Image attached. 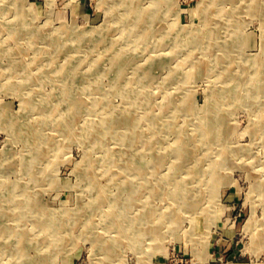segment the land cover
<instances>
[{
  "label": "rangeland",
  "instance_id": "374dc122",
  "mask_svg": "<svg viewBox=\"0 0 264 264\" xmlns=\"http://www.w3.org/2000/svg\"><path fill=\"white\" fill-rule=\"evenodd\" d=\"M103 1L22 0L23 6H27L31 8V10L27 11L28 23L30 22L29 27H27L28 29L23 28L21 23L18 25L16 23L14 25L16 27L20 25V28L18 29L20 37L19 39H16L19 45L13 37H9V29L13 25L9 23V20L11 23L16 21L15 12L13 10H11V12L10 10H5L3 14H0V27L2 28H0V50L5 49L6 51L5 53H0V112H3L7 116L5 117L6 119L0 117V197L5 192V185H2L1 182L5 183L4 181H13L14 179V181L17 180L20 181V183L28 184L29 181L32 182L34 180L37 172H31L25 168L24 157L34 154V152H38V149L43 150L45 158L43 156L41 162L37 164L36 169L41 171L45 170L43 171L44 175H42L45 176L43 178L44 182L42 181L43 183L36 185L37 187L33 191V194L35 195L36 202L39 204L41 210L44 211L45 214H49L50 212L53 213V215H55V220L63 224H60L61 232H57L56 234L53 233V235L50 236L54 241L60 240L59 245L56 244L57 246L53 248L45 245L41 247L42 252L41 250L36 251L35 249H32L29 252L28 257L22 258L21 260L15 259L16 262L13 264H264V61H261L264 60V15H251L250 11H247L246 8L242 10L240 9V13L237 16L239 20L234 18L229 21V19H226L225 17L222 20L224 21L222 24H215L216 22H214L212 24V39H204L203 32L205 31L202 29L203 25L198 23L201 21L200 11H196V8L200 2H207L208 0H163V2L161 0V11H169L167 12L166 17L169 19L171 18L173 24L179 22L172 29L173 32H177V26L192 25L190 28L194 29L193 32L197 33V36H203H201V45L196 46L197 50H194L196 48L182 43L180 44L169 41L165 42L164 45L162 44V47L158 46L159 49L153 44H149L148 46H132V48L131 46H128L125 49V52L127 51L128 53H123L125 56L118 55L119 57L116 56L114 61H112L110 57L111 51L107 46L110 40L112 41L114 39L113 41L115 42L121 41L119 24L114 22L115 17L117 18L119 14L116 12L109 13V9ZM154 1L156 0H137V3H140L145 8L143 16L145 21L153 13V7L151 5ZM229 1L224 0L221 7L228 9L230 13H233V8L236 4H239L240 1L243 3V0ZM11 16L14 19H12ZM235 19L236 21L234 22ZM215 21H217V19ZM194 23L196 26L198 24V26H194ZM110 24L111 27L109 26ZM51 28H53V31ZM237 29H239L241 34L243 33L241 36L244 41H242L237 48L242 55L236 54L232 51L229 56H225L224 58V55L219 50L217 44L228 43L231 42V40L233 42V38H231L232 36L230 35L237 31ZM57 30L60 31L59 34ZM30 33H36L34 36V42H24L23 38L30 35ZM71 34H76V37L79 36V40L71 42L69 37ZM37 36L40 38H36ZM55 37H57V41L51 42L53 38L55 41ZM47 42L48 44H46ZM75 44L78 46L76 50L69 47V45L72 46ZM231 45H235V43H232ZM163 46L166 48H163ZM92 47L94 49H92ZM230 48H233V46ZM210 49L212 50L210 51ZM84 51H86V53H84ZM168 51L173 52H170L169 55ZM41 52L42 55H40ZM100 52L102 53L100 54ZM215 54H218V57H216L217 60H219L218 58H224L222 63L216 65L217 68L215 66L213 68L210 61L212 59L211 56ZM95 55H97V58ZM181 57L184 61H192L195 58L201 60L203 58L208 64H210V68L208 69V72L203 73L204 75L197 73L196 77L194 75L188 79V81H179L180 86L176 85L174 82L171 83L170 81V78L177 73L173 72V69L171 70V66L174 65L173 67L176 69V65L178 68V66L183 64V61L182 63L176 61V59H181ZM93 58L94 60H92ZM75 59L76 63L74 61ZM126 59H129V61L131 60L132 62H127ZM243 59L247 60V62ZM95 60H97L99 64ZM5 61L6 63H4ZM116 62L118 63L116 64ZM217 63L218 62H216V64ZM8 64L13 66L16 65L18 67L22 66L26 70L17 73L12 77H7L6 75L8 74L4 75L3 72L4 67ZM251 66L254 68L258 67L257 70L260 72L253 74L252 72L248 73L249 71H246L245 73H242V70H249ZM146 70H149L147 74L144 73ZM216 71H218V73ZM213 72H215V74ZM235 75L238 76V80L241 82H247L248 89H252L254 86L259 87L257 90L259 92L256 95H251L252 98L254 96L253 99H249L248 94H245V91L243 96H247H245V99H243L241 103L233 101L232 97L234 98L235 95L234 93L232 94V90L236 85L235 79L237 80ZM181 79H183V77ZM41 80L44 81V83ZM146 81L150 83V87L147 86L145 90L143 84ZM152 83H154V85ZM12 84L14 87H11ZM37 85L40 86L37 88ZM94 85H96L97 88H95ZM166 85L167 90L163 87ZM230 88L231 90H229ZM16 89L18 93L16 92ZM147 89L150 94V102L154 108L153 112L156 114L159 113V106L156 102L163 100L165 97L163 90L171 92V98L176 103L177 107L183 108L190 105L193 106L191 107V110L187 111V116L178 115L174 119L173 117L175 114H173V116L170 115V117H166V124L164 123L162 125L158 135V139L161 140L162 145L166 141V143L174 142L175 131L177 128L176 124H182L183 122V125H186L185 130L191 133L186 137V140L190 141L189 143L191 146L189 145V149L193 154L201 155L199 157V164L203 165L209 163V160L212 157L219 159L217 157V148H219V146L217 144L212 145L207 141L206 144L210 149L205 151L204 139L200 136L198 137L199 131L196 132V129H198L199 122L207 123L209 116H211L218 107L223 106L224 109H227L226 117L229 127H231L230 129L228 127V130H225L224 132V134H226L225 141L230 144L232 143L231 146H233V148L237 146V153L233 154L235 155L232 158L234 161L229 162L228 167L220 170L215 186L207 184L209 175L207 172L203 173L204 171L202 169H205L204 167L200 169L201 171H194L193 173L186 172L178 175L179 180L193 181L194 184L189 182L188 185L186 184V187L190 188L191 192H189L191 195L196 197L197 194L196 198L202 199L203 203H201V205L204 209L210 208L211 212L212 209H214V216L207 221L206 229L204 228L198 233L193 234L192 237L186 235L185 230H188L191 227V222L188 219L185 220V224L183 223L185 230L179 229L173 233L166 231L159 242L153 243L152 241H149L147 243L146 241L140 244L139 247H135L129 243L127 238L124 239L121 237L123 226L128 224L130 215H132L138 207V202L135 199L125 202L121 200L116 204L110 205H107L108 202L106 201L96 203V206L98 207H96L94 211L95 215H93V221L91 223L92 229L84 227L88 221V214L86 216L81 215L82 213H77V210L79 211L81 206H87V208L91 206V189L86 188L82 183V180H80V171L81 167H83L82 165H86L87 159H90L91 157V159L95 158L98 160L102 154L95 148L92 156H88V149L92 148L93 139L91 138L90 141L85 142L82 138L77 137V133L80 124L86 122L90 116H94L95 118L98 116L102 117L105 111H110L115 115L120 114L124 120H132L134 117L142 115L141 112L144 113L147 106L145 102V93L147 92ZM98 92L100 95L97 94ZM85 94H88L87 97ZM88 96H91V98ZM189 96H191V98ZM174 98L177 99L175 100ZM186 98H188V100ZM78 100L79 102L77 103ZM250 100H252V102ZM229 101L232 103H227ZM33 105H35L34 108H37L31 109ZM47 106H55L51 116L43 114V112L46 111ZM63 106H65L66 109ZM101 110L103 112H101ZM255 110L257 111L255 112ZM73 115L76 116L73 118ZM0 116H2V114H0ZM80 116L83 118L81 119ZM63 117H65V119H63ZM57 118L59 119L57 120ZM85 118L87 120H85ZM52 120L55 121V124L59 121L58 125L61 124L60 127H51L50 125H47V123H51ZM81 120H84V122ZM63 122L65 123L63 124ZM172 122L175 123L174 129H170V124ZM14 123L17 128L11 127ZM41 125H43V127ZM192 127V130L194 131L189 130ZM67 128L68 130H65ZM208 128H210L209 131L214 132L216 129L214 122ZM69 136L72 137L70 138ZM164 136H168V138H165ZM63 138L65 140H63ZM74 139L76 140L74 141ZM219 139L222 140L221 138ZM169 140L170 142H168ZM233 140H237V142L235 143ZM47 141L48 143H46ZM71 141L72 144H70ZM60 142L64 145H61ZM248 142L252 143L249 144ZM110 143H113L114 146L117 144L116 146L118 149L122 148V153L125 154L126 152L124 159L132 160L129 154L139 150L144 151L145 149L142 143L140 144L133 140L125 145H119L117 141L115 143L113 140L110 141ZM158 145L161 146L160 144ZM239 147L244 153L242 152L241 154ZM151 156L152 152L148 153L147 157L149 159H151ZM77 161L79 162L77 163ZM191 161L193 162V160ZM82 162L84 164H81ZM162 167L163 170H169L167 169L168 167L170 168L169 162L168 164L165 163ZM6 169L9 171L6 172ZM206 169L208 170L209 167ZM94 170L97 174L101 175L96 181L105 184L107 182V177L100 174L103 170ZM90 172L92 171H89L88 173L90 174ZM40 176L41 175H39V177ZM212 191H214L216 195L214 201H212V198L210 199ZM112 192L116 193L118 190H115L114 188ZM138 196H140V194ZM154 203L157 208L165 205V201H162L161 199H155ZM66 209L71 212L68 213ZM73 217H79L80 219L78 218L77 222L73 224ZM249 219H252V223L250 220L251 225L249 228H246L245 224ZM49 234L48 231L42 230L41 232L39 231L37 236L43 240L44 238H48ZM259 236L263 240H261ZM105 240L113 246L116 255L113 254L112 258L108 256L106 257L102 253V250H104L102 248L108 245L105 243ZM67 243L69 245H67ZM151 244L153 245L151 246Z\"/></svg>",
  "mask_w": 264,
  "mask_h": 264
},
{
  "label": "bare ground",
  "instance_id": "6f19581e",
  "mask_svg": "<svg viewBox=\"0 0 264 264\" xmlns=\"http://www.w3.org/2000/svg\"><path fill=\"white\" fill-rule=\"evenodd\" d=\"M103 1V0H102ZM229 1V0H228ZM231 1V0H230ZM229 1V2H230ZM237 1V0H236ZM52 2V1H51ZM149 2V1H148ZM163 2V0H162ZM224 2V0H208L207 2H200L198 4V7L196 8V11H200V19L201 21L198 22L200 25H203L202 29L205 31L203 32L204 39H208L213 37V27L212 24L216 22L215 24H222L224 21L223 18L226 17V19H238L237 16L240 13V9H245L247 11H250L252 14H263L264 15V0H243V3L240 1L239 4H236L233 8V13L229 12L228 9H225L221 7V4ZM226 2V1H225ZM103 3L106 4L107 8L109 9V13H118L119 16L114 19V22H117L119 24V34L121 41L115 42V41H109L107 48L111 51L110 57L112 61L116 58V56H125L123 53L125 52V49L129 46H140V45H149L153 44L154 46H161L164 45L165 42H175V43H182L187 46H191L193 48H196L197 45H201L202 37L197 36V33L193 32L194 29H191L190 27L192 25H186V26H177L178 30L177 32H173V28L175 24H173V21L171 18L169 19L167 16V12L169 11H161V0H156L152 3L153 7V13L149 16V18L145 21L144 11L145 8L140 4L137 3V0H104ZM227 3V2H226ZM51 5V4H49ZM48 5V6H49ZM174 5V4H173ZM26 6V5H25ZM229 6V5H228ZM227 6V7H228ZM242 6V7H241ZM163 7V6H162ZM151 8V7H150ZM164 9V8H162ZM192 9V8H191ZM5 10H13L16 14V21L11 23L9 20V23L12 25V27L9 29V37H13V39H16L20 37L18 33V29L20 28V25L18 27L14 26L16 23L17 25L21 23L23 28L29 27L28 23V16L27 11L31 10L29 7H24L22 0H0V14H3ZM150 10V9H148ZM171 16V15H170ZM198 16V15H197ZM9 17V16H7ZM12 17V16H11ZM8 19V18H7ZM12 19H14L12 17ZM217 19V21H215ZM234 20V22L236 21ZM107 20V19H106ZM177 20V19H176ZM175 20V21H176ZM199 20V19H198ZM239 20V19H238ZM32 21V20H31ZM117 24V26H118ZM185 24V23H184ZM187 24V23H186ZM195 24V23H194ZM32 25V24H31ZM116 25V24H115ZM4 26V25H3ZM98 26V25H97ZM111 27V24L109 25ZM196 26V24L194 25ZM198 26V24H197ZM196 26V27H197ZM218 26V25H217ZM241 26V25H240ZM9 27V26H6ZM63 27V26H62ZM95 27V26H94ZM1 28V27H0ZM4 28V27H3ZM101 28V27H100ZM2 29V28H1ZM28 29V28H27ZM44 29V28H43ZM53 31V28H51ZM65 29V28H64ZM80 29V28H79ZM88 29V28H87ZM90 29V28H89ZM102 29V28H101ZM82 30V29H81ZM85 30V29H84ZM83 30V31H84ZM118 30V28H117ZM217 30V29H216ZM28 31V30H27ZM58 34H59V30ZM88 31V30H87ZM86 31V33H87ZM98 31V30H97ZM199 31V30H198ZM38 32V31H36ZM40 32V31H39ZM67 32V31H66ZM95 32V31H94ZM103 32V31H102ZM28 33V32H27ZM44 33V32H43ZM55 33V32H54ZM117 33V32H116ZM219 33V32H218ZM36 34V33H35ZM35 34L30 33V35H27L23 38L24 42H34V36ZM53 34V33H52ZM88 34V33H87ZM92 34V31H91ZM90 34V36H91ZM199 34V32H198ZM201 34V33H200ZM243 34V33H242ZM239 29L237 31L233 32L230 36L233 38V42L228 43H219L217 44L219 46V50L223 53V57L229 56V54L232 53V51L236 54H241L238 51L239 44L244 41L242 40V35ZM38 35V34H37ZM76 34H71L69 37L71 39V42H76L79 40V36L76 37ZM112 35V34H111ZM117 35V34H116ZM39 36V35H38ZM36 38H40V37ZM58 36V35H57ZM86 36V35H84ZM35 38V41H36ZM82 38V37H81ZM80 38V39H81ZM119 38V40H120ZM97 39V38H96ZM50 40V39H49ZM84 40V39H83ZM118 40V38H117ZM8 41V40H6ZM38 41V40H37ZM57 37H55L51 42H56ZM226 41V40H225ZM18 44V41H16ZM15 42V44H16ZM82 43V42H81ZM90 43V42H89ZM205 43V42H204ZM235 45H231V44ZM237 43V44H236ZM48 44V42L46 43ZM213 44V43H212ZM13 45V44H12ZM19 45V44H18ZM166 45V44H165ZM28 46V45H27ZM233 46V48H230ZM7 47V46H6ZM26 47V46H25ZM69 47L74 48L76 50L78 46L75 45H69ZM158 47V49H159ZM162 47V46H161ZM165 46H163L164 48ZM16 49V47L14 46ZM23 48V47H22ZM30 48V47H29ZM28 48V49H29ZM166 48V47H165ZM210 48V47H208ZM43 49V48H42ZM89 49V48H87ZM91 49V48H90ZM92 49H94L92 47ZM91 49V51H92ZM138 49V48H137ZM13 50V49H12ZM24 50V49H23ZM82 50V49H81ZM194 50H197L194 49ZM193 50V51H194ZM212 49H210L211 51ZM217 50V49H216ZM246 50V49H245ZM14 51V50H13ZM206 51V50H204ZM214 51V50H213ZM5 49H1L0 53H5ZM23 52V51H22ZM30 52V51H29ZM64 52V51H63ZM89 52V51H88ZM170 52L168 51V54L170 55ZM176 52V51H175ZM192 52V51H191ZM190 52V53H191ZM197 52V51H196ZM78 53V52H77ZM83 53V52H82ZM86 53V51H84ZM93 53V52H92ZM99 53V52H97ZM102 52H100L101 54ZM105 53V52H104ZM122 53V54H121ZM21 54V53H20ZM143 54V53H142ZM210 54V53H209ZM42 55V52L41 54ZM45 55V54H44ZM47 55V54H46ZM52 55V54H51ZM65 55V54H64ZM83 55V54H81ZM91 55V53H90ZM107 55V54H106ZM128 55V54H127ZM161 55V53H160ZM165 55V54H164ZM192 55V54H191ZM196 55V54H195ZM201 55V54H200ZM203 55V54H202ZM218 55V54H217ZM216 54L212 55L211 66L214 68L216 65L223 62L222 58H218ZM222 55V54H221ZM242 55V54H241ZM1 56V55H0ZM17 56V55H16ZM34 56V55H33ZM57 56V55H56ZM97 55H95L96 57ZM105 56V55H104ZM118 56V57H119ZM184 56V54H183ZM186 56V55H185ZM239 56V55H238ZM23 57V56H22ZM35 57V56H34ZM60 57V56H59ZM69 57V56H68ZM109 57V58H110ZM132 57V56H131ZM159 57V56H158ZM190 57V56H189ZM9 58V57H8ZM30 58V57H29ZM39 58V57H37ZM36 58V59H37ZM41 58V57H40ZM54 58V57H53ZM67 58V57H66ZM86 58V57H85ZM90 58V57H89ZM88 58V59H89ZM97 58V57H96ZM95 58V59H96ZM108 58V57H107ZM161 58V57H160ZM180 58V57H179ZM209 58V57H208ZM235 58V57H234ZM35 59V60H36ZM56 59V58H55ZM54 59V61H55ZM68 59V58H67ZM71 59V58H70ZM87 59V58H86ZM104 59V58H103ZM188 59V58H187ZM10 60V59H9ZM8 60V61H9ZM18 60V59H17ZM52 60V59H51ZM57 60V59H56ZM61 60V59H60ZM69 60V59H68ZM83 60V59H82ZM94 60V58L92 59ZM91 60V61H92ZM106 60V59H105ZM110 60V59H109ZM138 60V59H137ZM244 60V59H243ZM29 61V60H28ZM40 61V60H39ZM53 61V62H54ZM59 61V60H58ZM76 63V59L74 60ZM86 61V60H85ZM97 61V60H95ZM94 61V62H95ZM117 61V60H116ZM127 62H132L129 59H126ZM160 61V60H159ZM177 62L182 63L180 66L176 65V69L171 66V70L173 69V72L175 75L170 78L171 83L174 82V84L180 86L179 81H188L192 76L197 73H206L208 72V69L210 68V64L207 63L205 59H194V60H183L176 59ZM209 61V63H210ZM247 62V60H244ZM264 61V60H261ZM3 62V60H2ZM15 62V61H14ZM19 62V61H18ZM47 62V61H46ZM51 62V61H50ZM52 62V63H53ZM92 62V63H94ZM153 62V61H152ZM216 62H218L216 64ZM6 63V61L4 62ZM30 63V62H29ZM35 63V61H34ZM48 63V62H47ZM74 63V64H75ZM96 63V62H95ZM98 63V61H97ZM118 62H116L117 64ZM123 63V62H121ZM134 63V61H133ZM155 63V62H154ZM226 63V62H224ZM250 63V62H248ZM1 64V63H0ZM50 64V63H49ZM72 64V63H71ZM78 64V63H77ZM99 64V63H98ZM108 64V63H107ZM126 64V63H125ZM128 64V63H127ZM156 64V63H155ZM170 64V63H169ZM233 64V63H232ZM243 64V62H242ZM21 65V64H20ZM53 65V64H52ZM67 65V64H65ZM69 65V63H68ZM94 65V64H93ZM102 65V64H100ZM124 65V64H123ZM229 65V64H228ZM246 65V64H245ZM262 65V64H261ZM71 66V65H70ZM81 66V65H79ZM84 66V65H83ZM89 66V64H88ZM108 66V65H105ZM126 66V65H125ZM124 66V67H125ZM147 66V65H146ZM4 67V66H3ZM29 67V66H28ZM54 67V66H53ZM75 67V66H74ZM116 67V66H115ZM144 67V66H143ZM236 67V66H235ZM45 68V67H44ZM65 68V67H64ZM86 68V67H85ZM93 68V67H92ZM126 68V67H125ZM217 68V67H216ZM229 68V67H228ZM42 69V68H41ZM108 69V68H107ZM258 67L254 68L251 66L249 70H242V73H245L246 71H249L248 73L252 72L253 74L259 73L260 71L257 70ZM26 69L24 67H18L16 65H6L4 67V72L2 68L3 74L7 77H12L13 75L17 73L24 72ZM35 70V69H33ZM65 70V69H64ZM82 70V69H81ZM91 70V69H90ZM111 70V69H110ZM113 70V69H112ZM130 70V69H129ZM212 70V69H211ZM264 70V69H263ZM40 71V70H39ZM43 71V70H42ZM45 71V70H44ZM63 71V70H62ZM121 71V70H120ZM124 71V69H123ZM149 70H146L144 73L147 74ZM66 72V71H65ZM86 72V71H85ZM104 72V71H103ZM110 72V71H109ZM130 72V71H129ZM218 73V71H216ZM241 72V71H240ZM239 72V73H240ZM30 73V72H29ZM37 73V72H36ZM35 73V74H36ZM53 73V72H52ZM62 73V72H61ZM105 73V72H104ZM103 73V74H104ZM152 73V72H151ZM154 73V72H153ZM215 74V72H213ZM216 73V74H217ZM224 73V72H223ZM43 74V73H42ZM101 74V73H100ZM99 74V75H100ZM162 74V73H161ZM160 74V75H161ZM173 74V73H172ZM213 74V75H214ZM56 75V74H55ZM97 75V74H96ZM106 75V74H105ZM116 75V74H115ZM125 75V74H124ZM159 75V76H160ZM167 75V74H166ZM204 75V74H203ZM218 75V74H217ZM222 75V74H221ZM33 76V75H32ZM31 76V77H32ZM35 76V75H34ZM39 76V75H38ZM98 76V75H97ZM104 76V75H103ZM168 76V75H167ZM170 76V75H169ZM216 76V75H214ZM237 80L235 79V87L232 90V94L234 93V98L232 97L233 101L236 102H242L243 99H245V94H248L249 99L252 98V94H257L259 91V87H253L252 89H248L247 82H241L238 80V76L235 75ZM5 77V76H4ZM105 77V76H104ZM103 77V80H104ZM143 77V76H142ZM161 77V76H160ZM183 77V79H181ZM6 78V77H5ZM15 78V77H14ZM17 78V77H16ZM40 78V77H39ZM45 78V77H43ZM63 78V77H62ZM72 78V77H71ZM97 78V77H96ZM107 78V77H105ZM109 78V76H108ZM137 78V77H136ZM135 78V79H136ZM169 78V77H168ZM213 78V77H212ZM221 78V77H220ZM51 79V78H50ZM58 79V78H57ZM88 79V78H87ZM216 79V78H215ZM14 80V79H13ZM28 80V79H27ZM48 80V79H47ZM61 80V79H60ZM67 80V79H66ZM107 80V79H106ZM120 80V78H119ZM125 80V79H124ZM134 80V79H133ZM3 81V80H2ZM33 81V80H32ZM42 81V80H41ZM88 81V80H87ZM151 81V80H150ZM36 82V81H34ZM33 82V83H34ZM38 82V81H37ZM44 83V81H42ZM41 82V83H42ZM61 82V81H60ZM78 82V81H77ZM76 82V83H77ZM112 82V81H111ZM48 83V82H47ZM51 83V82H50ZM68 83V82H67ZM79 83V82H78ZM29 84V83H28ZM32 84V83H31ZM40 84V83H38ZM87 84V83H86ZM111 84V83H109ZM132 84V83H131ZM137 84V83H136ZM154 85V83H152ZM223 84V83H222ZM99 85V84H97ZM134 85V84H133ZM144 87L146 90V87H150V83L148 81L144 82ZM189 85V84H188ZM40 86V85H39ZM37 85V88L39 87ZM45 86V85H44ZM95 88H97L96 85H94ZM93 86V87H94ZM137 86V85H136ZM185 86V85H184ZM228 86V85H227ZM11 87H14L12 84ZM25 87V86H24ZM76 87V86H75ZM74 87V88H75ZM100 87V86H98ZM105 87V86H104ZM110 87V85H109ZM139 87V85H138ZM167 87L166 86H163ZM251 87V86H250ZM152 88V86H151ZM180 88V87H179ZM192 89V88H191ZM27 90V89H26ZM34 90V89H33ZM43 90V89H42ZM101 90V89H100ZM105 90V89H104ZM140 90V89H139ZM167 90V89H166ZM163 90L165 97L161 101H157L156 104L159 106V113L156 114L153 112L152 103L150 102V94L149 90L147 89V92L145 93L146 99V108L144 110V113L138 117H134V119H123V117L120 114H113L112 112H104L102 117L95 118L94 116H90L86 122L84 120L82 124H80L77 137L82 138L85 140V142H88L93 139V146L92 148L88 149V156H92L95 148L102 154L100 159L96 160L95 158L90 157V159L86 160V165H82L81 167V179L82 183L85 185L86 188L91 189V206L87 208V206H81L78 212H81V215H87L88 214V221L87 224L84 226L85 228L92 229L91 223L93 219L94 211L96 209V203H99L101 201L108 202L107 205L110 204H116L120 202L121 200L123 202L125 201H131L132 199H135L138 202V207L136 208V211L133 212L132 215H130L128 224L126 226H123L122 228V234L121 237L124 239H128L129 243L134 245L135 247H139L140 244L143 242L147 243L149 241L159 242L163 235L166 233V231L173 233L179 229L185 230L183 223L185 220H190L191 227L188 230H185L186 235L191 236L193 234L198 233L199 231L203 230L206 227L207 221L209 219H212L214 216L213 213L215 212L214 209H204L201 205L203 203L202 199H198L197 194L196 197L194 195L190 194V188L186 187V184L188 185L189 182L193 183L192 180H179L178 175L181 173H193L194 171H201L202 167L205 169H202L205 173L209 175V179L207 180V184L214 185L217 181V178L219 176V172L221 169H225L229 166V162H233L232 160L233 154L237 153V146L233 148L230 143H227L225 141V130H228L229 123L227 121V109H224L223 106L218 107V109L209 116L208 122L210 123H201L198 124V129H196V132L199 131L198 137H202L204 140V150L210 149L209 146H207L206 142L209 141L212 145H218L219 148H217V159L216 157H212L209 160V163L200 165L199 164V155L193 154V152L189 149L190 141L186 140V137L190 135L191 133L187 132L185 130V126L182 124H176L177 128L175 131V139L172 143H164L161 144V140H159L158 135L160 133V129L162 125L166 122V117H170L174 115V119L176 116H182L188 114L187 111L191 110L193 107L192 105L186 106V107H177L176 103L171 98V92ZM231 90V88L229 89ZM20 91V90H19ZM94 91V90H93ZM98 91V90H97ZM158 91V90H157ZM156 91V92H157ZM176 91V90H175ZM181 91V90H180ZM17 92V89H16ZM74 92V91H73ZM106 92V91H104ZM18 93V92H17ZM24 93V92H22ZM46 93V92H45ZM51 93V92H50ZM79 93V92H78ZM155 93V92H154ZM159 93V92H158ZM174 93V92H173ZM177 93V92H176ZM190 93V92H189ZM216 93V92H215ZM20 94V92H19ZM25 94V93H24ZM52 94V93H51ZM99 94V92L97 93ZM191 94V93H190ZM43 95V94H42ZM50 95V94H49ZM53 95V94H52ZM57 95V94H56ZM86 97L88 94H85ZM90 95V94H89ZM93 95V94H91ZM95 95V93H94ZM100 95V94H99ZM213 95V94H212ZM45 96V95H44ZM54 96V95H53ZM52 96V97H53ZM59 96V95H57ZM56 96V97H57ZM81 96V95H80ZM111 96V95H110ZM161 96V95H160ZM173 96V95H172ZM176 96V95H175ZM39 97V96H38ZM55 97V98H56ZM91 98V96H88ZM96 97V96H95ZM112 97V96H111ZM191 98V96H189ZM188 97V98H189ZM37 98V97H35ZM179 98V97H178ZM188 98H186L188 100ZM221 98V97H220ZM48 99V98H47ZM69 99V98H68ZM124 99V98H123ZM159 99V98H158ZM175 99V98H174ZM177 99V98H176ZM175 99V100H176ZM45 100V98H44ZM49 100V99H48ZM64 100V99H63ZM91 100V99H90ZM100 100V99H99ZM257 100V99H255ZM35 101V100H34ZM71 101V100H70ZM93 101V100H92ZM106 101V100H105ZM115 101V100H113ZM126 101V99H125ZM211 101V100H210ZM223 101V100H222ZM246 101V100H245ZM252 102V100H250ZM32 102V101H31ZM38 102V101H37ZM41 102V101H40ZM58 102V101H57ZM64 102V101H62ZM79 100L77 101V103ZM100 102V101H99ZM20 103V102H19ZM24 103V102H23ZM27 103V102H26ZM42 103V102H41ZM44 103V102H43ZM75 103V102H74ZM191 103V102H190ZM213 103V102H212ZM227 103H232L231 101ZM34 104V103H33ZM188 104V103H186ZM45 105V104H44ZM62 105V104H61ZM77 105V104H76ZM90 105V104H89ZM100 105V104H99ZM225 105V104H223ZM35 105L31 107L34 108ZM58 106V105H57ZM91 106V105H90ZM26 107V106H25ZM44 107V106H43ZM41 107V108H43ZM55 106H47L46 111L43 112L45 115L51 116L52 112L54 111ZM65 108V106H63ZM70 107V106H69ZM81 107V106H80ZM84 107V106H83ZM253 107V106H252ZM37 108V107H35ZM34 108V109H35ZM63 108V109H64ZM211 108V107H210ZM45 109V108H44ZM43 109V110H44ZM56 109V108H55ZM66 109V108H65ZM70 109V108H69ZM250 109V107H249ZM39 110V109H38ZM103 110V109H102ZM101 110V112H103ZM25 111V110H24ZM125 111V110H124ZM254 111V110H253ZM257 110H255L256 112ZM63 112V111H61ZM30 113V112H29ZM90 113V112H89ZM118 113V112H117ZM191 113V112H190ZM2 116H0L3 119H6V114L3 112H0ZM68 114V113H67ZM230 114V113H229ZM26 115V114H25ZM35 115V114H34ZM44 115V116H45ZM54 115V114H53ZM77 115V114H76ZM75 115V116H76ZM79 115V114H78ZM13 116V115H12ZM73 115V118L75 117ZM135 116V115H134ZM187 116V115H186ZM208 116V115H207ZM27 117V116H26ZM40 117V116H39ZM81 117V116H80ZM84 117V115H83ZM81 117V119L83 118ZM87 117V115H86ZM32 118V117H31ZM67 118V117H66ZM72 118V117H71ZM38 119V118H37ZM42 119V118H41ZM59 118H57L58 120ZM65 119V117H63ZM62 119V120H63ZM172 119V118H171ZM198 119V118H197ZM20 120V119H19ZM36 120V119H35ZM43 120V119H42ZM185 120V119H184ZM200 120V119H199ZM11 121V119H10ZM18 121V120H17ZM16 121V122H17ZM66 121V120H65ZM180 121V120H179ZM187 121V120H185ZM202 121V120H201ZM19 122V121H18ZM30 122V121H29ZM36 122V121H35ZM59 122V121H58ZM55 124V121L52 120V122L47 123V125H50L51 127H57L59 123ZM73 122V120H72ZM177 122V121H176ZM195 122V121H194ZM203 122V121H202ZM215 124L216 129L214 132L209 131L210 125ZM230 122V120H229ZM20 123V122H19ZM33 123V121H32ZM65 122H63L64 124ZM68 123V122H67ZM170 123V122H169ZM77 124V123H76ZM166 124V123H165ZM12 125V124H11ZM73 125V124H71ZM38 126V125H37ZM43 127V125H41ZM49 126V127H50ZM76 126V125H75ZM175 123L170 124V129H174ZM191 126V125H190ZM188 126V127H190ZM193 126V125H192ZM15 128V123L13 126ZM19 127V126H18ZM23 127V126H22ZM29 127V126H27ZM50 127V128H51ZM166 127V126H165ZM17 128V127H16ZM31 128V127H30ZM38 128V127H37ZM77 128V126H76ZM231 127H229L230 129ZM33 129V128H31ZM41 129V128H40ZM169 129V130H170ZM193 127L189 130H192ZM195 129V128H194ZM18 130V129H17ZM26 130V129H25ZM63 130V129H62ZM65 130H68L65 129ZM75 130V129H74ZM262 130V129H261ZM47 131V130H46ZM51 131V130H50ZM55 131V130H54ZM173 131V130H172ZM194 131V130H192ZM19 132V131H18ZM17 132V133H18ZM48 132V131H47ZM53 132V130H52ZM51 132V133H52ZM57 132V131H55ZM61 132V131H60ZM74 132V131H73ZM191 132V131H190ZM45 133V131H44ZM58 133V132H57ZM163 133V132H161ZM195 133V132H194ZM192 133V134H194ZM54 134V133H53ZM62 134V133H61ZM69 134V133H67ZM165 134V133H164ZM169 134V132H168ZM60 135V134H59ZM72 135V134H71ZM50 136V135H49ZM171 136V135H170ZM197 136V135H196ZM195 136V137H196ZM10 137V136H9ZM12 137V136H11ZM23 137V136H22ZM33 137V136H32ZM36 137V136H35ZM44 137V136H43ZM52 137V135H51ZM68 137V136H67ZM70 137V136H69ZM72 137V136H71ZM70 137V138H71ZM165 137V136H164ZM168 138V136H166ZM165 137V138H166ZM18 138V137H17ZM16 138V139H17ZM49 138V137H48ZM221 138L222 140H220ZM231 138V137H229ZM24 139V138H23ZM45 139V137H44ZM66 139V136H65ZM63 138V140H65ZM197 139V138H196ZM50 140V139H49ZM60 140V139H58ZM73 140V139H72ZM76 139H74L75 141ZM116 141L119 143V145H125L129 143L130 141H137L138 143H142L144 146V151L139 150L137 152L129 154L131 156L132 160L130 159H124V156L126 154L122 153V148L118 149L117 144L114 146L113 143L111 144L110 141ZM173 140V139H172ZM26 141V140H25ZM35 141V140H34ZM39 141V140H38ZM57 141V140H56ZM7 142V140H6ZM36 142V141H35ZM43 142V141H42ZM170 142V140L168 141ZM233 142H237L233 140ZM264 142V141H263ZM8 143V142H7ZM48 143V141L46 142ZM50 143V142H49ZM70 143V142H68ZM136 143V142H135ZM199 143V142H196ZM203 143V142H201ZM200 143V144H201ZM209 143V144H210ZM249 144L252 142H248ZM59 144V143H58ZM62 145L63 143L60 142ZM66 144V143H65ZM72 144V141L71 143ZM78 144V143H77ZM160 144L161 146H159ZM238 144V143H237ZM49 145V144H48ZM53 145V144H52ZM64 145V144H63ZM82 145V144H81ZM207 147H206V146ZM248 145V144H247ZM191 146V145H190ZM194 146V145H193ZM94 147V148H93ZM196 147V146H195ZM245 147V146H244ZM23 148V147H22ZM141 148V147H140ZM240 148V147H239ZM243 148V147H242ZM28 149V148H27ZM34 149V148H33ZM85 149V148H84ZM38 152H34V154L25 156L24 162H25V168L28 169V171L31 172H37V175H35L34 180L32 182L27 183H20V181H4L5 183L1 182L2 185L4 184V190L5 192L0 197V264H13L15 263V259L21 260L22 258L28 257L29 252L32 249H35L36 251L41 250L43 246L47 245V247L53 248L59 245L60 240H52L51 235L53 233L61 232V224L60 222H57L55 220V215L53 213L45 214L44 211L41 210L39 204L36 202L35 195L33 194V191L36 189V185L41 184L44 182V175L43 171L37 170V164L41 162L43 158V150L38 149ZM48 150V149H47ZM240 148V152L242 154L243 151ZM35 151V150H34ZM85 151V150H84ZM26 152V151H25ZM24 152V153H25ZM152 152L151 159L147 157L148 153ZM197 152V151H196ZM238 152V153H240ZM247 152V151H246ZM249 152V150H248ZM244 153V152H243ZM250 153V152H249ZM62 154V153H61ZM83 154V152H82ZM86 154V153H85ZM204 154V153H202ZM18 155V153H17ZM63 155V154H62ZM66 155V153H65ZM84 155V154H83ZM237 155V154H236ZM244 155V154H243ZM20 156V154H19ZM239 156V154H238ZM85 157V156H84ZM83 157V158H84ZM23 158V156H22ZM45 158V156H44ZM55 158V157H54ZM3 159V158H2ZM1 159V160H2ZM53 159V158H52ZM44 160V159H43ZM57 160V159H56ZM193 160V162L191 161ZM8 161V160H7ZM54 161V160H53ZM60 161V160H59ZM85 161V159H84ZM79 161H77L78 163ZM170 164L169 170H163L162 166L167 163ZM11 163V162H10ZM23 164V163H22ZM21 164V165H22ZM81 164H84L83 162ZM88 164V165H87ZM3 165V164H2ZM42 165V164H41ZM93 167H91V166ZM240 165V164H239ZM238 165V166H239ZM19 166V165H18ZM231 166V165H230ZM76 167V166H75ZM209 167L207 170L206 168ZM243 167V166H241ZM19 168V167H18ZM22 168V167H21ZM8 169V168H7ZM5 170L8 172L9 170ZM45 169V168H44ZM76 169V168H75ZM91 169V170H90ZM96 169L103 170L100 174L107 177V182L105 184L98 183L96 179L99 178V174L95 172ZM229 169V168H228ZM20 170V169H19ZM90 174L88 173L89 171ZM14 171V170H13ZM78 171V170H77ZM227 171V170H226ZM76 172V171H74ZM28 174V173H27ZM33 174V173H32ZM225 174V173H224ZM39 175H41L39 177ZM184 175V174H183ZM226 175V174H225ZM189 176V175H188ZM19 177V176H18ZM192 177V176H191ZM79 178V177H77ZM222 178V177H221ZM102 179V178H101ZM192 179V178H191ZM202 179V178H201ZM224 179V178H223ZM10 180V179H9ZM79 180V181H80ZM222 180V179H221ZM43 181V182H42ZM103 181V180H102ZM195 181V180H194ZM23 182V181H22ZM26 182V181H25ZM199 182V181H198ZM233 182V181H232ZM77 183V182H76ZM75 183V184H76ZM104 183V181H103ZM196 183V182H195ZM225 183V181H224ZM74 184V185H75ZM80 184V183H79ZM194 184V183H193ZM78 185V183H77ZM204 185V184H203ZM191 186V185H190ZM207 186V185H206ZM40 187V186H39ZM85 188V189H86ZM118 190V192L113 193L112 190ZM192 188V187H191ZM213 188V187H212ZM220 188V187H219ZM217 189V188H216ZM88 191V190H87ZM86 191V192H87ZM190 191V192H189ZM220 191V190H218ZM201 192V191H200ZM89 193V192H88ZM84 194V192H83ZM140 194V196H138ZM41 195V194H40ZM201 195V194H200ZM38 196V195H37ZM86 196V195H85ZM39 197V196H38ZM208 197V196H207ZM206 197V198H207ZM212 198V201L216 199L215 192L212 191V195L210 196V199ZM155 199H161L162 201H165V205L161 207H155ZM81 201V200H80ZM85 201V200H84ZM83 201V202H84ZM82 202V203H83ZM218 202V201H217ZM45 203V202H44ZM133 203V202H132ZM208 203V202H207ZM214 203V202H213ZM87 204V203H86ZM137 204V203H136ZM216 204V203H215ZM90 205V204H89ZM100 205V204H99ZM205 205V204H203ZM77 206V205H76ZM136 206V205H135ZM110 207V206H109ZM66 208V207H65ZM114 208V207H113ZM111 209V208H110ZM216 209V208H215ZM67 210V209H66ZM202 210V211H201ZM61 211V210H60ZM98 211V210H96ZM70 213L71 211H68ZM66 212V214H67ZM76 212V211H75ZM73 213V212H72ZM99 213V212H98ZM80 215V214H79ZM113 215V213H112ZM69 216V215H68ZM67 216V217H68ZM98 217V216H97ZM124 217V216H123ZM65 218V217H64ZM74 218V217H73ZM72 218V219H73ZM79 217H75L72 221L73 224L77 222V219ZM80 219V218H79ZM97 220V219H96ZM252 223V219H249V221L245 224L246 228H249ZM86 221V220H85ZM122 222V221H121ZM120 222V223H121ZM61 224V225H60ZM185 224V223H184ZM119 226V225H118ZM65 227V226H63ZM67 227V226H66ZM83 227V228H84ZM94 227V226H93ZM73 228V227H72ZM78 228V227H77ZM101 228V227H100ZM99 229V228H98ZM206 229V228H205ZM42 230L48 231L50 234L48 238H44L41 240L37 234L39 231ZM68 230V228H67ZM88 231V230H87ZM93 231V230H92ZM91 232V231H90ZM64 233V232H62ZM190 233V234H189ZM77 236V234H76ZM102 236V235H99ZM104 236V235H103ZM185 236V235H184ZM98 237V236H97ZM255 237V235H254ZM65 238V237H64ZM261 239V237L259 236ZM118 239V238H117ZM123 240V239H121ZM263 240V239H261ZM201 241V240H200ZM257 241V240H256ZM255 241V242H256ZM260 241V240H258ZM151 242V243H152ZM61 243V242H60ZM105 243L106 240H105ZM128 243V244H129ZM253 243V241H252ZM258 243V242H256ZM108 245L103 247L102 253L104 256H108L110 258L113 257V254H115L113 246L111 243H107ZM127 244V243H126ZM66 245V244H65ZM67 245H69L67 243ZM153 244H151L152 246ZM263 245V243H262ZM116 246V245H115ZM114 246V247H115ZM255 246V245H254ZM261 246V244H260ZM163 247V246H162ZM160 247V248H162ZM94 248V247H93ZM120 248V247H119ZM152 248V247H151ZM260 248V247H259ZM61 251V250H60ZM256 251V250H255ZM42 252V250H41ZM117 252V251H116ZM146 253V252H144ZM256 253V252H255ZM31 254V253H30ZM140 254V253H139ZM116 255V254H115ZM46 257V256H45ZM99 260V259H98Z\"/></svg>",
  "mask_w": 264,
  "mask_h": 264
}]
</instances>
